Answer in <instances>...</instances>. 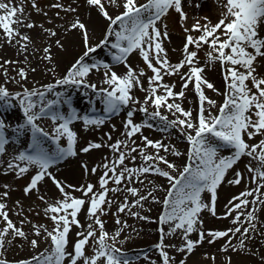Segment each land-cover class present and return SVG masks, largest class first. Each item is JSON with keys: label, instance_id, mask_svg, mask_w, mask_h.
Returning a JSON list of instances; mask_svg holds the SVG:
<instances>
[{"label": "snow or ice", "instance_id": "obj_1", "mask_svg": "<svg viewBox=\"0 0 264 264\" xmlns=\"http://www.w3.org/2000/svg\"><path fill=\"white\" fill-rule=\"evenodd\" d=\"M31 2L36 7V0ZM85 2L103 21L100 36L93 42L92 30L79 16L67 22L63 31L78 33L81 51L59 72L52 49L54 45L65 49L62 40L49 39L42 49H35L33 38L20 30L35 25L31 20L24 24L23 4L0 0V38L10 46H18L25 54V66L17 67L11 75L8 66L21 62L0 56L5 81L0 82V111L15 108L20 114L15 123L0 115V157L9 155L10 145L13 148L8 161L0 158V165L4 173L11 171L17 177L30 173L23 193H38V199L45 204L43 214L52 222L49 226L31 222L27 217L19 220L21 226L29 223V230L34 233L29 238L24 228L11 219L10 208L3 199L10 192L4 191L0 197L3 225L0 248L6 241L15 243L17 238H22V244L27 243L35 250L43 238L44 248L11 264H133L136 257L122 247L128 239L123 236L128 221L120 213L127 211L131 217L151 220L153 217L142 215L133 206L143 209L152 201L162 206L158 217L161 236L154 245L161 260L152 264H186L187 256L197 246L205 241L211 244L218 238H225L222 252L247 250L249 255L253 254L250 244L257 239L258 224L264 215V199L254 195L264 196V74H261L264 72V35L261 34L264 0H218L222 10L215 22L204 16V23L197 19L190 26L185 24L187 12L183 0ZM187 2L191 4L192 0ZM49 7L77 11L65 3ZM171 11L178 14L184 31L182 54L176 61L170 60L162 42V37H169L166 16ZM41 28L49 38L57 35L55 29H45L43 24ZM29 46L39 52L40 63L47 62L44 71L52 76L50 81L33 80L32 86L28 85L27 81L32 79L29 73L37 70L27 64ZM205 46V62L201 63L199 52ZM101 47L107 49L110 61L94 55ZM135 53L142 58V65L129 62L130 55ZM120 65L124 66L122 72L116 70ZM213 66H218L222 74L223 91L205 76V68ZM93 71L101 74L100 86L90 79ZM166 76L179 80L178 90L177 80H167ZM8 82L18 87L10 89ZM205 86L219 93L222 101L207 95ZM189 87L194 89L196 100L186 95ZM71 89H82L90 105L98 99L103 115L81 113L72 105ZM186 99L191 107L184 106ZM122 110L126 115L117 138L113 139L109 131L105 133L106 140H90L79 148L82 153L102 146L111 150V156L105 154L102 162L91 168L82 162L85 174L97 175L96 183L85 180L72 184L58 178L53 166L67 156L77 155L79 134L72 126L74 122L82 121L85 130L99 128L110 119L109 114H120ZM137 112L144 114L139 120ZM44 120L50 121V128L43 125ZM111 128L116 129L117 125L113 123ZM145 128L167 136L150 138L144 134ZM257 136L260 138L255 139ZM172 137L186 141L183 152L172 142ZM62 138L66 144L61 143ZM172 156L179 162L171 159ZM245 156L249 158L245 167L234 168ZM147 173L162 178L164 184L146 177ZM245 178L248 184L244 190L228 200L224 212L217 213L218 188L222 183L238 185ZM46 179L52 181L59 193L51 201L40 188ZM144 180L149 185L146 189L137 186ZM9 187L4 185L5 189ZM158 189H163L162 196L156 194ZM120 192L126 194L122 200L115 198L120 201L114 214L116 226L109 231L103 218L111 214L115 202L109 193ZM205 192L210 193L207 202L202 198ZM20 204L16 200L13 207ZM202 210H209L213 216L228 217L233 227L205 230ZM82 212L83 221L79 216ZM17 213L24 215L22 208H17ZM165 224L168 234L175 237L179 233L182 237L179 247L176 244L168 247L176 248L184 259L177 260L165 250ZM73 226L78 230L76 239L71 241L69 234ZM193 233L198 238H193ZM259 237L264 238V229L259 231ZM70 243L72 251L68 250ZM203 255L216 259L215 253ZM261 261L264 264V256ZM226 262L232 264L231 256L226 257ZM0 264L10 262L3 260Z\"/></svg>", "mask_w": 264, "mask_h": 264}, {"label": "rangeland", "instance_id": "obj_2", "mask_svg": "<svg viewBox=\"0 0 264 264\" xmlns=\"http://www.w3.org/2000/svg\"><path fill=\"white\" fill-rule=\"evenodd\" d=\"M14 2L17 4H23L25 17H27L26 15L28 14H30V16L36 14L34 15L35 18H31V19L26 18L25 21L31 20V21H35V23L38 22L39 26H41V24H43L46 21V19L48 22H51L53 26H57L59 24L64 23V21L66 20H70V21L74 20L76 16H79V18L82 21L83 20L85 21L86 19H88V17L91 14H93L92 12L93 10L89 8L85 0H36V7L32 6L31 0H14ZM55 3H65L71 5L72 7L77 8V11L69 12L67 11V9L49 7V5ZM183 5L185 11L187 12V20L185 21V24L187 26H190L195 20H197L195 19V15L198 16V19L200 20L201 23H204L203 20L204 16H202L200 13V8H201L200 5H206L204 7L206 11L205 16H208L213 22L216 21L220 11L222 10L220 4L218 3V0H192L191 4H189L187 0H183ZM57 12L60 13V16L56 15ZM102 24L103 21L101 22L99 29L97 28L96 31L92 32L93 42H95L96 39L100 36ZM166 24L170 38L162 37L163 46L168 50V55L170 57V60L176 61L182 54L181 46L184 40V31L179 21L178 14L175 11H171L170 14L166 16ZM43 26L45 29H52L51 26L47 27L48 25L45 24H43ZM161 26L163 27V25ZM40 29L42 28L40 27ZM261 34L264 35V30H262ZM77 46L78 47L76 49H74L73 51H71V53H68L65 56V59L63 60V62H65L63 65L64 69L73 60V58L80 53L81 51L80 42ZM42 48H43L42 46L39 47V49ZM205 50H206V46L204 49H202L199 52L201 63L205 62V55H204ZM94 55L98 58H104L109 61L111 60V57L109 56L107 49L104 47L95 50ZM129 62L132 63L134 66H139L143 64L142 58L139 57L138 53L130 55ZM19 66H23L22 63L14 66H8L9 74L11 75L14 72V70ZM116 70L118 72H122L124 70V66L123 65L117 66ZM204 73L205 76L211 82H213L217 88L223 91L222 74L218 66L206 67ZM38 74L37 72L29 73L30 77H32V79H29L27 81L29 86H32L33 80H35L38 83H46L52 79V76L49 73H42L41 75ZM261 74H264V72H262ZM165 79L177 80V90H178L179 80L175 76H171V77L166 76ZM0 82H5L2 70H0ZM7 86L13 90H15L18 87V85L10 82L7 83ZM98 86H100L99 83ZM205 91L207 95H209L210 97L217 99L218 101H222V96L219 93L211 89H207L206 86H205ZM70 93L72 96V105L78 108L81 113H88L90 115H103L102 105L99 103L98 99L95 101L94 105H90L88 98L82 89H71ZM89 94H91V90H89ZM137 94L142 95V93H140L138 90H137ZM186 95L192 97L193 100L197 99L195 96L194 89L191 87L187 89ZM96 105L100 107L101 111L98 112L94 110L95 109L94 107ZM184 106L191 107L192 105L186 99L184 102ZM14 114L16 117L14 116ZM0 115L4 116L6 121L15 123L17 122L20 114L18 109L13 108L8 112L0 111ZM109 115H110V119L106 121L104 125H101L99 128L93 127V128H89L88 130H85L82 121L74 122L72 126L74 130H76L79 134V138L76 145L77 155L67 156L65 157L64 160L60 161L58 165L53 166L52 170L54 174L57 175L58 178L72 184L83 183L85 180H90L93 183H96L97 175L92 173L85 174L84 169L82 167V162H86L89 168H91L93 165L101 163L102 162L101 158L105 154L111 156V150L108 149L106 146H102L100 148L90 150L89 153H82L79 151V148L90 140H96L101 142L106 140L107 137L105 133L109 131H111L113 139L119 136L120 131L123 130L122 120L123 117L126 115V112L122 110L120 114H115V115L109 114ZM143 115H144L143 113L137 112L136 119L137 120L141 119ZM113 123L117 125L116 129L111 128V125ZM9 132H11V129H9ZM144 134L148 135L150 138H161L162 136H167V133H161L159 131L149 128L144 129ZM259 138L260 137L257 136L255 139H259ZM171 139L172 142L175 143L177 147L181 149L182 152L186 149V141H181L179 140L178 137H172ZM137 142L139 143V140ZM250 142H254V140ZM61 143L66 144V139L62 138ZM227 151L228 150L226 149L224 154H227ZM12 152H13V148L10 145L8 147L9 155L0 158L4 159L5 161H8L9 156L12 154ZM170 158L173 160H177V162H179L178 158L175 156H172ZM248 159L249 158L246 156L243 157L241 161H239L234 166V168L243 169L245 167V162ZM128 162L138 163L139 161L137 162L128 161ZM228 175L229 177H231V172H229ZM145 176L148 178H154L155 174L147 173L145 174ZM245 177H247V173H245ZM29 178H30V173L25 174L22 177H17L16 174L11 171L8 173H4L3 165H0V197L3 196L4 191L10 192L9 197L3 199L7 201L8 207L10 208L9 215L12 220L17 222V226H21L19 225V220L25 219L26 217L30 218L31 222L40 223V224L47 223L50 226L52 222L48 217H46L43 214L45 204L43 201H40L38 199V193L33 192L31 195H25L23 193V187L28 182ZM154 181H156L157 183L159 179L155 178ZM161 181L164 184V180L162 178ZM5 184L10 185V187L8 189H5L4 188ZM247 184H248L247 178H245V180H243L238 185L222 183V185L218 188V199L216 202L217 213L224 212L226 210L225 205L227 204L228 200L233 195H236L240 191L244 190ZM137 186L141 187L142 189H146L149 187L147 180H144L143 183L138 182ZM40 188L42 192L47 193L48 199L50 201L53 200L54 197L59 195L58 190L55 188V185L52 183L50 179H46L44 183H41ZM76 194L79 195V193ZM125 194L126 193L123 192L109 193V195L113 196V199L115 201L111 205V214L105 215L103 217L106 221V227L109 231H112L116 226L114 214L116 213V208L120 201L116 200L115 198L120 197V200H122L123 195ZM156 194L162 196L164 194L163 189L157 190ZM254 195L259 196L260 199H264V196H261L259 193H254ZM202 198L206 202L209 201L210 193L207 192L203 193ZM16 200H20L21 204L19 206L13 207ZM147 204L148 206L143 209H136L133 206V210L140 211L142 215L153 217V219L151 220H143V219H138L137 217H131L128 215L127 211L124 213H120L122 219L128 221L127 226H124L123 228V236H127L128 239L124 242L122 247L126 249L127 254L136 257V259L133 261V264H152L153 261L161 260L159 251L154 247V245L159 241L161 236L160 233L161 225L159 223L158 217L162 206L159 203L152 201H148ZM17 208L23 209L24 211L23 216L18 215ZM241 210L243 211L244 209L242 208ZM249 210H251V208H249ZM79 216L80 219L83 221L84 219L83 212L80 213ZM201 218L204 221L203 227L205 228V230H207L208 228L225 229V228L233 227V224L228 217L213 216L209 210H202ZM253 223H257V221H253ZM21 227H23L24 230L28 233L29 238H31V236L34 235V233H32L29 230L28 222H26ZM163 227L165 229V234H164L165 250L169 252L170 256H174L177 260L184 259L185 258L184 255L181 252L177 251L176 248L168 247V245L171 244H176L177 247H179L182 237L179 235V233H177L175 237L168 234L167 224H165ZM262 229H264V215L261 216L260 222L258 224L257 239H256L258 240V245L253 244L255 240L250 244V247H252L253 249V254L251 255H249L247 250L242 252H232L231 249H229L227 252H222L220 248L221 245L224 243L225 238H218L217 241L211 244L205 241L203 244L197 246L194 252L187 256L186 264H227L226 257L228 256H231L232 264H262L261 257L264 256V243L259 240V239H264L259 237V231ZM77 230L78 229L76 228V226H73V229L70 230L69 236L71 241H74L76 239ZM192 235L193 238H198V234L193 233ZM41 240H43V238H41ZM246 243L248 242L246 241ZM2 250L3 249L0 248V261L7 260L10 262V264L11 262L17 260H24L27 257H29V255H22L20 257L6 256L4 255ZM32 250L34 249L32 248ZM37 250L38 249H35L34 251ZM68 250L72 251L71 243L68 246ZM205 252H208L209 254L215 253L216 259L213 260L211 258V255L205 257L203 255Z\"/></svg>", "mask_w": 264, "mask_h": 264}, {"label": "bare ground", "instance_id": "obj_3", "mask_svg": "<svg viewBox=\"0 0 264 264\" xmlns=\"http://www.w3.org/2000/svg\"><path fill=\"white\" fill-rule=\"evenodd\" d=\"M205 6L206 5H200V7H201L200 13L202 16L206 15V11L204 9ZM110 11H111V9H110ZM92 12H93V14H91L88 17V19H86L85 21L83 20V21L86 24H88L89 28L93 32V31H96L97 28L99 29V26H100L102 21H101V19H99L97 17V12L95 10H93ZM34 15H36V14H34ZM34 15L30 16V14H28V15H26L27 16L26 18L27 19L35 18ZM195 19H198V16L195 15ZM69 21L70 20H66L62 24H59L57 26H53L51 24V22H48L46 19V21L43 24L48 25L47 27L51 26L52 29H55L57 31V35L55 37H51V38H49L47 36V34L44 30L40 29L41 26L38 25L39 24L38 22H36L35 25L31 28L24 26V27H21V29H20L22 32L30 35L33 38V40L35 41V49H39L40 46H42V47L46 46L49 39H52L53 41L55 39H61L62 40V42L65 45V49H60V48L56 47L55 45L53 46V49H52V51L54 52V55H55V59H56L57 63L59 64V70L58 71H60V72H62L64 70L63 65L65 62H63V60L65 59V56L68 53H71V51H73L74 49H76L78 47L77 45L80 42V38H79L77 32L73 31L71 33H65L63 31V27L66 26V23ZM27 22L28 21H24V24L26 25ZM35 49L32 46H29L27 55L30 57V59H29V61H27V64L36 67L37 74L39 73L38 75H41L42 73H46L44 71V64L47 62L40 63L41 56H40L39 52H37ZM0 55L4 56L5 58L17 59L18 61H20L22 63L23 66H25L24 65V55L25 54L22 52V50H20L18 48V46L13 47V46L6 44L2 38H0ZM102 71H103V69H101V73H102ZM101 78H102L101 74H98L95 71H93V73L90 76V79L92 81H95V82H99V80ZM94 108H95L94 109L95 111H98V112L101 111L100 107H98V105H96ZM14 116H15V114H14ZM42 123L46 128H50V121L49 120H44V121H42ZM155 178H158L159 181L161 182L160 183L158 181L157 183L163 184L160 177L154 176V179ZM15 223L17 224V222H15ZM2 226H3L2 223H0V227H2ZM21 240H22V238H17V242H15V243H8L6 241L5 242L6 245L4 244V247L2 248L4 255L10 256V257H20L22 255H29V256L33 255L35 251L32 250V248L27 243L22 244L20 242ZM259 240L264 243V239H259ZM253 244L258 245V240H255ZM44 247H45L44 241L41 240L40 247L37 248L38 249L37 251H40L41 248H44ZM254 254H256V253H254Z\"/></svg>", "mask_w": 264, "mask_h": 264}]
</instances>
